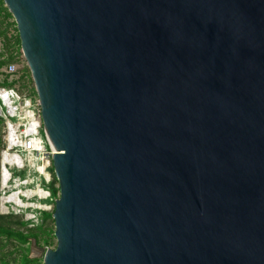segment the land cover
<instances>
[{
	"label": "water",
	"instance_id": "95a60500",
	"mask_svg": "<svg viewBox=\"0 0 264 264\" xmlns=\"http://www.w3.org/2000/svg\"><path fill=\"white\" fill-rule=\"evenodd\" d=\"M61 197L44 264H264V0H4Z\"/></svg>",
	"mask_w": 264,
	"mask_h": 264
},
{
	"label": "rangeland",
	"instance_id": "374dc122",
	"mask_svg": "<svg viewBox=\"0 0 264 264\" xmlns=\"http://www.w3.org/2000/svg\"><path fill=\"white\" fill-rule=\"evenodd\" d=\"M3 24L2 30L7 28V23L1 18ZM15 34L14 28H10L8 35L12 37ZM3 52V44L0 41V54ZM23 66L15 64L9 69L12 74V79H19L23 75ZM20 86L14 90L0 88L1 95L8 97V105L0 98V116L6 121V129L4 132L5 150L1 154L0 163V214L9 215L15 221H23L27 223L28 229H36L38 227L49 226L56 231V224L52 221H46L43 213H52L56 209V202L52 197L48 185L53 182V163L52 159H47V164L40 159L39 156L28 157L22 153L19 142L23 140L24 135L22 131L28 130L32 127L33 130L41 128L40 131L45 133L44 125L41 116V107L39 99L33 101L27 98V93L22 94L18 91ZM10 102V103H9ZM30 114V115H29ZM35 119L37 128L33 127ZM43 134V133H42ZM10 139L14 140L15 146H12ZM7 152L11 157L16 156L21 158V167L18 168L14 164L7 166V170L11 175V180L8 187H2V171H3V154ZM38 158V159H37ZM35 167H32L34 166ZM45 167V175L39 173V167ZM16 195V196H14ZM14 197V201H4V197ZM16 199V200H15ZM29 202V203H28ZM21 203V205H19ZM35 216V217H34ZM34 217V218H33ZM19 228L18 225H15ZM26 231V228H22ZM34 242V241H33ZM52 246L47 249L55 250L57 248V239L52 240ZM45 248L44 245L39 246ZM13 247H8L11 250ZM15 253V252H14ZM16 257V255H14ZM32 259H40L44 262L43 254L34 250L31 252Z\"/></svg>",
	"mask_w": 264,
	"mask_h": 264
},
{
	"label": "trees",
	"instance_id": "16d2710c",
	"mask_svg": "<svg viewBox=\"0 0 264 264\" xmlns=\"http://www.w3.org/2000/svg\"><path fill=\"white\" fill-rule=\"evenodd\" d=\"M1 18L7 23V28L3 31L2 26L0 27V41L3 44V52L0 54V88L14 90L19 85L18 91L22 94L26 92L27 98L32 101L39 99L32 73L22 51L17 23L4 0H0V24H3ZM10 28H14L15 31L12 37L8 35ZM15 64L23 66V75L19 79H12L13 75L9 73V69ZM5 129L6 121L0 116V163L1 154L6 147L4 142ZM42 133L44 135V131ZM53 172V182L48 185V189L52 197L58 200L61 197V190L54 167ZM54 213L55 210L52 213H43L44 219L55 224ZM15 225H18L19 228H16ZM22 228L27 230L23 231ZM53 239H56L55 229L49 226L28 229L27 223L15 221L9 215L0 214V264H44L42 260L30 257L33 241L35 240L38 246L44 245L47 249L52 246ZM8 247H13V249L7 250Z\"/></svg>",
	"mask_w": 264,
	"mask_h": 264
},
{
	"label": "built area",
	"instance_id": "2783aa9c",
	"mask_svg": "<svg viewBox=\"0 0 264 264\" xmlns=\"http://www.w3.org/2000/svg\"><path fill=\"white\" fill-rule=\"evenodd\" d=\"M2 92H0L1 99L3 98L1 95ZM40 129L41 128H37L36 130H33L32 127H30L28 130L22 131L24 138L19 142L20 149L22 150V153L26 154L28 157H34V155H37L41 160L47 161V159L50 160L53 158L55 151L46 133L43 135Z\"/></svg>",
	"mask_w": 264,
	"mask_h": 264
},
{
	"label": "bare ground",
	"instance_id": "6f19581e",
	"mask_svg": "<svg viewBox=\"0 0 264 264\" xmlns=\"http://www.w3.org/2000/svg\"><path fill=\"white\" fill-rule=\"evenodd\" d=\"M2 101H5L6 104L8 105L7 101H9V98L6 96V97L2 98ZM33 121H34L33 127L34 128H37L38 125L35 122L36 120L33 119ZM11 141H13L12 142V146H15L14 140L13 139H10V142ZM21 161H22L21 158L16 157V156H13L12 159H11V157L8 155V153L7 152H4V154H3V171H2V187H3V189H6L8 187V183L11 180V175H10V173L7 170V166L10 165V164H14L16 167L20 168L21 167ZM42 161H44L47 164V161L46 160H42ZM32 167H35V165L32 166ZM37 171L39 173H42V175H45V173H44L45 172V167L41 166V167L38 168ZM14 196H16V195H14ZM3 200L6 201V202L7 201L13 202L14 201V197L13 196L4 197ZM19 205H21V203Z\"/></svg>",
	"mask_w": 264,
	"mask_h": 264
}]
</instances>
